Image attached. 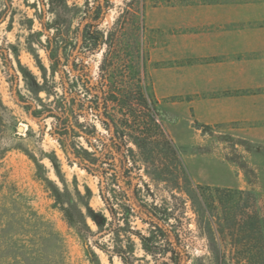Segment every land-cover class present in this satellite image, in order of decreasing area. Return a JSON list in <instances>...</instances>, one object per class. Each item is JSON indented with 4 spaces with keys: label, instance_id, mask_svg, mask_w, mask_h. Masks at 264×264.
<instances>
[{
    "label": "rangeland",
    "instance_id": "obj_1",
    "mask_svg": "<svg viewBox=\"0 0 264 264\" xmlns=\"http://www.w3.org/2000/svg\"><path fill=\"white\" fill-rule=\"evenodd\" d=\"M33 2L12 0L0 44L14 66L18 58L38 75L35 58L45 67L48 60L28 38ZM67 2L82 8L92 0ZM100 28L112 36L111 57L139 61L144 91L171 140L157 141L152 126L155 139L142 159L133 148L148 200L188 220L186 264H264V0H110ZM100 57L90 58L95 69ZM5 75L0 57V264H123L90 242L93 255L67 222L62 206L75 216L84 211L75 186L88 187L90 206L105 211L98 180L66 161L48 133L50 120L41 131L13 100ZM19 87L27 94L22 81ZM113 237L99 243L112 248ZM132 240L133 264H153L139 238Z\"/></svg>",
    "mask_w": 264,
    "mask_h": 264
},
{
    "label": "trees",
    "instance_id": "obj_2",
    "mask_svg": "<svg viewBox=\"0 0 264 264\" xmlns=\"http://www.w3.org/2000/svg\"><path fill=\"white\" fill-rule=\"evenodd\" d=\"M2 3L0 23L13 11L12 0ZM30 5L35 11L27 18L28 38L43 49L48 66L35 58L38 75L18 58L14 66L9 49L0 44L9 93L41 131L50 120L48 133L60 145L66 161L97 178L105 209H93L89 204L91 190L85 187V193H81L75 186L84 211L79 210L75 216L70 208L62 206L67 222L93 255L90 242L109 256H118L123 264H133L134 235L153 264H186L188 220L179 210L148 200L153 194L143 180L133 148L142 159L155 139L149 134L152 126L162 137L157 141L171 140L157 120L156 101L144 91L139 61L111 57L115 49L112 36L100 28L110 0H92L82 8L67 0H34ZM35 22L39 28L33 30ZM99 53L95 69L90 58ZM20 81L27 94L21 91ZM42 92L44 97L40 96ZM131 217L147 225L145 233L130 225ZM108 234L114 236L112 248L99 243Z\"/></svg>",
    "mask_w": 264,
    "mask_h": 264
},
{
    "label": "water",
    "instance_id": "obj_3",
    "mask_svg": "<svg viewBox=\"0 0 264 264\" xmlns=\"http://www.w3.org/2000/svg\"><path fill=\"white\" fill-rule=\"evenodd\" d=\"M18 129L21 130L22 129L21 126H18Z\"/></svg>",
    "mask_w": 264,
    "mask_h": 264
}]
</instances>
